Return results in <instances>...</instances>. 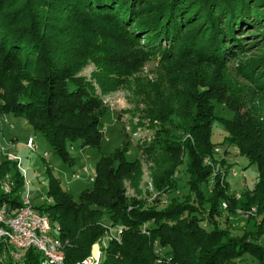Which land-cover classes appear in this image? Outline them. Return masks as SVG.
Segmentation results:
<instances>
[{
    "label": "trees",
    "instance_id": "1",
    "mask_svg": "<svg viewBox=\"0 0 264 264\" xmlns=\"http://www.w3.org/2000/svg\"><path fill=\"white\" fill-rule=\"evenodd\" d=\"M248 1L0 0V116L24 117L67 161L70 146L100 150L103 144L102 100L91 82L78 75L77 59L92 60L98 66L101 61L103 75L123 80L152 57L162 61L187 57L188 64L176 69L183 76L189 101L187 137L163 145L145 143L140 150L161 151L178 168V159L187 153L191 178L198 183L213 179L215 99L234 113L233 120L224 121L225 128L239 154L258 169V182L245 204L263 209L264 105L257 103L252 89L240 90L225 79L228 59L246 49L241 43L248 37L244 30L264 29V0ZM104 16L111 20L105 22ZM44 30L70 36L79 44L73 49L78 51L76 57L56 56L52 45H43L39 39ZM253 63L242 72L264 89V55ZM156 116L166 121L164 113ZM139 166L140 159H129L124 148L102 157L93 186L78 201L58 179L50 178L47 195L53 201L35 208L57 230L64 264H83L91 257L93 247L107 235L106 213L122 234L101 247L100 264H158V260L161 264H233L247 254L264 262L263 245L234 238L219 226L207 228L197 214L183 217L188 208H162L161 198L149 208L130 201L125 184ZM19 174L16 170L18 179L11 192L0 191V207L21 205L15 190L25 183ZM216 179L215 207L226 196L233 198L221 186L224 182ZM41 260L39 253L29 249L19 264H40Z\"/></svg>",
    "mask_w": 264,
    "mask_h": 264
},
{
    "label": "rangeland",
    "instance_id": "2",
    "mask_svg": "<svg viewBox=\"0 0 264 264\" xmlns=\"http://www.w3.org/2000/svg\"><path fill=\"white\" fill-rule=\"evenodd\" d=\"M195 1V0H193ZM207 3L206 0H202ZM249 3L251 0L248 1ZM243 5H248L245 1ZM193 6V5H192ZM193 9V10H192ZM194 8L190 11L194 12ZM191 13V12H190ZM193 14V13H192ZM102 16V14L100 15ZM107 22V16L101 17ZM248 35L242 44L246 49L240 50L228 59L225 79L240 90L252 89L258 96L257 103L264 105V89L249 82L243 74L246 67L264 55V29L255 31L247 27ZM41 43L51 44L54 54L60 58L69 55L76 57L73 49L79 46L68 35L50 33L44 30L39 33ZM68 47V48H65ZM65 53H68L65 55ZM78 75L85 77L102 100L101 130L103 144L100 150L84 147H69L70 157L64 161L59 157L41 133H35L24 117L13 114L0 116V191L11 192L16 180V170L24 187L15 190L21 198L29 193L35 206L50 203L48 187L51 177L59 180L61 186L68 190L76 201L82 192L90 189L95 180L96 168L102 157H107L117 149L124 148L129 159H140V166L133 178L126 182L127 195L130 201L140 203L143 208L152 207L156 198L163 199L162 208L180 206L188 208L183 217L197 214L203 218L207 228L219 226L227 234L237 239H248L264 246V208L248 205L247 197L258 182V169L241 156L230 139L225 128V120H233L234 113L215 99L212 101L213 127L212 142L220 149L216 154L217 162H213L215 177L205 183L194 181L189 174L190 159L187 153L178 159L180 166L172 165L169 157L161 151L142 153L141 145L167 144L168 141L185 140V130L190 126L188 117V98L183 76L176 69L188 64V58H172L168 61L160 57H152L138 71L123 80L103 75L102 62L99 66L91 61H82ZM178 64V65H177ZM104 76V77H103ZM260 85V84H259ZM175 111L173 115L169 113ZM164 113L165 122H161L156 114ZM34 138L36 150L28 147L29 138ZM215 151V150H214ZM48 154L47 156H45ZM208 164V160H206ZM237 172L238 176H234ZM74 176H78L79 179ZM94 179L91 181L90 179ZM216 178H220L221 186L227 195L212 206L213 189ZM221 180L219 182L221 183ZM29 181L31 186L26 184ZM197 183V184H196ZM228 184V185H227ZM219 186V185H218ZM217 187V185H216ZM220 202H225V208ZM221 205V206H220ZM221 211V213H219ZM107 235L96 243L89 259L83 264H100L101 247H106L113 238L119 239L122 229L112 224L110 214L104 216ZM120 241V240H119ZM164 251H161L160 255ZM164 257V256H163ZM163 261L158 260V264ZM233 264H264L251 254Z\"/></svg>",
    "mask_w": 264,
    "mask_h": 264
},
{
    "label": "built area",
    "instance_id": "3",
    "mask_svg": "<svg viewBox=\"0 0 264 264\" xmlns=\"http://www.w3.org/2000/svg\"><path fill=\"white\" fill-rule=\"evenodd\" d=\"M28 147L36 150L34 138H29ZM214 150L215 153L220 152L218 148ZM234 176H238V173L235 172ZM74 177L79 179L78 176ZM26 184L31 186L29 181ZM222 205L227 207L225 202ZM35 207L31 195L25 192L20 206L4 203L0 207V264H5L7 260L13 264L21 263L29 249L41 255L40 264H64V247L57 237V230L49 217Z\"/></svg>",
    "mask_w": 264,
    "mask_h": 264
}]
</instances>
